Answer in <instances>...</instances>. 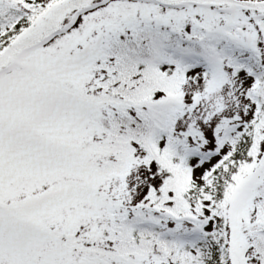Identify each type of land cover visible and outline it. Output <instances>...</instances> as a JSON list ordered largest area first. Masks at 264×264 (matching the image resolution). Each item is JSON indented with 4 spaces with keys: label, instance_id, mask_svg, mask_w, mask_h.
Listing matches in <instances>:
<instances>
[{
    "label": "snow or ice",
    "instance_id": "snow-or-ice-1",
    "mask_svg": "<svg viewBox=\"0 0 264 264\" xmlns=\"http://www.w3.org/2000/svg\"><path fill=\"white\" fill-rule=\"evenodd\" d=\"M0 264H264V0H0Z\"/></svg>",
    "mask_w": 264,
    "mask_h": 264
}]
</instances>
